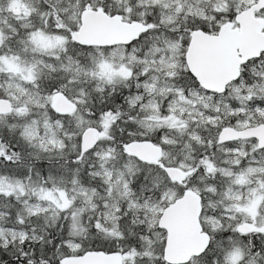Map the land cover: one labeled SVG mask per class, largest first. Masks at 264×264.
<instances>
[{
	"label": "snow or ice",
	"instance_id": "6c2138e0",
	"mask_svg": "<svg viewBox=\"0 0 264 264\" xmlns=\"http://www.w3.org/2000/svg\"><path fill=\"white\" fill-rule=\"evenodd\" d=\"M0 264H264V0H0Z\"/></svg>",
	"mask_w": 264,
	"mask_h": 264
}]
</instances>
